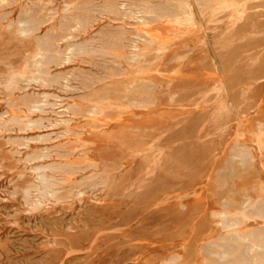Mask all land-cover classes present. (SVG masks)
Segmentation results:
<instances>
[{"label":"rangeland","instance_id":"rangeland-1","mask_svg":"<svg viewBox=\"0 0 264 264\" xmlns=\"http://www.w3.org/2000/svg\"><path fill=\"white\" fill-rule=\"evenodd\" d=\"M0 2V264H264V0Z\"/></svg>","mask_w":264,"mask_h":264},{"label":"bare ground","instance_id":"bare-ground-1","mask_svg":"<svg viewBox=\"0 0 264 264\" xmlns=\"http://www.w3.org/2000/svg\"><path fill=\"white\" fill-rule=\"evenodd\" d=\"M199 1V0H198ZM191 2V1H190ZM208 2V1H207ZM214 2L216 3V4H222V3H224V0H214ZM1 3V2H0ZM186 3V2H185ZM198 3H200V2H198ZM202 3V2H201ZM220 6H223V5H220ZM154 7V6H153ZM173 7V6H172ZM201 8V7H200ZM204 8V7H203ZM213 8V7H212ZM212 8H210V9H212ZM158 10V9H157ZM194 10V9H193ZM154 11V10H153ZM199 11H201V10H199ZM214 11V10H213ZM161 13H162V16L163 17H165L166 19H168V20H172V21H177V22H179V23H181L180 22V20L182 19V17H183V13L182 12H179V11H176V10H174V9H172V8H165V9H162L161 10ZM153 17V16H152ZM150 18V17H149ZM184 18V17H183ZM193 18V17H192ZM152 19H154V17L152 18ZM145 20V19H144ZM30 21H32L33 22V20H30ZM29 21V23H31ZM148 21V20H147ZM154 21V20H153ZM191 19H188V26L189 27H191V26H193L192 25V23H191ZM209 21V20H208ZM207 21V22H208ZM152 22V21H151ZM183 23H185V22H183ZM26 24H28L27 22H26ZM32 24H34V22L32 23ZM187 24V23H186ZM200 24V23H199ZM32 26H34V25H32ZM176 26H179L178 24L176 25ZM27 28V27H26ZM30 28V27H29ZM32 28H34V27H32ZM193 28H195V27H193ZM35 29V28H34ZM136 29V28H135ZM192 29V28H191ZM28 30H30V29H28ZM32 30V29H31ZM38 29H36V31H37ZM193 30H195V29H193ZM34 31V30H33ZM53 45H54V38H51V37H48V36H46L44 39H42V40H40L39 41V51H40V53H39V55L41 56V58H42V56H45V55H47V54H50L51 52H52V48H53ZM103 45V44H102ZM106 45H108V46H116V45H118V40L117 39H110L108 42H106ZM167 48H166V43L165 42H158V43H155V44H153V43H150V44H148V46H147V48H146V50L147 51H149V53L150 54H153L154 55V57H155V59L156 60H160L161 58H162V56H163V53H164V51L166 50ZM84 51V50H83ZM55 52V51H54ZM80 53V52H79ZM59 54V53H58ZM58 56V55H57ZM120 57H122L121 55H120ZM132 58V57H131ZM131 60V59H130ZM132 61V60H131ZM58 66V65H57ZM217 66V65H216ZM264 66V65H263ZM18 83V82H17ZM56 83V82H55ZM5 88V87H4ZM42 113V112H41ZM13 119V118H12ZM263 129V128H262ZM264 130V129H263ZM263 130H261V134L260 135H258L259 137L257 138L258 139V141L262 144V146L264 147V133H263ZM239 135V134H238ZM257 137V136H256ZM259 142H257V143H259ZM236 143V142H235ZM261 146V147H262ZM244 147V146H243ZM232 150V149H231ZM241 150V149H240ZM233 153V152H232ZM235 157L236 155L234 154V155H232V157ZM35 157V156H34ZM37 157V156H36ZM231 157V156H230ZM239 158H241V160H239V161H241V163H243L244 164V166L245 165H248V163H249V160H247L246 158H244L242 155L239 157ZM225 163V162H224ZM42 174V173H41ZM37 186V185H36ZM36 189V188H35ZM53 193V192H52ZM24 196H25V194H24ZM23 196V197H24ZM25 200V199H24ZM223 213V212H222ZM244 215V214H243ZM243 215H242V217H243ZM245 216V215H244ZM225 217V216H224ZM227 217V216H226ZM240 217V216H239ZM241 218V217H240ZM248 218H250V217H248ZM222 219H224V218H222ZM227 220V219H226ZM224 221V220H223ZM229 224L227 225L228 226V228L230 229V231H229V233H233V235H230V237H231V240L232 241H230V242H226V243H223V244H218V248H220V251L218 252V254H219V256L220 255H222V256H232V254L234 253V252H236L237 254H238V256H239V258H240V261H241V263H243V264H245V263H247L248 262V257H247V251H245V249L244 248H242V244H241V238L238 236V235H236V231H234V230H232L235 226H236V220L235 219H233L232 218V220H229ZM224 227H225V225H223ZM223 227V228H224ZM228 229V230H229ZM244 237V236H243ZM259 239H257L258 241H256L255 243H253V248H256V249H258V250H263L264 249V236H260V237H258ZM230 240V239H229ZM224 242V241H223ZM245 243V242H244ZM264 251V250H263ZM249 256H251L250 254H249ZM252 258V257H251ZM232 259H234V258H232ZM254 259V258H253ZM235 260H237V259H235ZM232 261V260H231ZM172 262V261H171ZM230 261H228V263H229ZM238 263V262H237ZM240 263V264H241ZM261 263V262H260Z\"/></svg>","mask_w":264,"mask_h":264}]
</instances>
